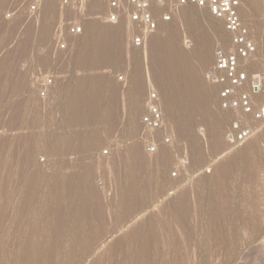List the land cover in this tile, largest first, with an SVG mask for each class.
Returning a JSON list of instances; mask_svg holds the SVG:
<instances>
[{
	"label": "rangeland",
	"instance_id": "1",
	"mask_svg": "<svg viewBox=\"0 0 264 264\" xmlns=\"http://www.w3.org/2000/svg\"><path fill=\"white\" fill-rule=\"evenodd\" d=\"M117 1L116 12L93 0L72 1L71 8L82 11L78 17L74 12L61 11L59 0L47 3L48 9L55 10L46 9L47 5L42 9L44 0L0 1V264H264V120L244 116L239 110L222 109L219 87L214 85L218 101L215 106L218 104L219 109L214 108L219 115L225 114L221 115L223 118L219 116L222 121L225 119V128L216 124L218 114L214 118L207 111L204 118L192 119L198 123L193 121L180 139L169 125L170 116L164 112L161 88L147 64L148 53H142L148 37L145 30L151 29L131 20L127 0ZM247 1L242 0L241 7H247ZM255 1L250 19L240 14L257 47L244 66L250 76L264 73L262 0ZM36 4L39 10L29 13V7ZM176 5L177 0H153L154 22H162L163 11L173 17L163 25L181 14L198 22L199 48L210 50L211 57L206 66L197 55L188 64L204 86L210 83L208 74L213 68L215 49L228 46L229 37L222 22L209 16L206 9L187 7L186 11V7ZM109 13L115 14L117 21L120 19V58L109 69L103 67L102 72L101 68L102 73L100 68L92 72L102 77V96L75 120L72 91L78 77L85 74L78 70V60L88 36L89 15L101 19L105 14L102 22L108 23ZM44 14L50 28L56 27L53 36L45 38L49 41L29 38V28H37L36 21ZM73 26L84 29L80 37L69 34ZM160 31L158 34L164 35ZM179 33L189 35H183L184 39ZM179 33L176 39H181L176 40V46L185 53L191 49L194 36L184 30ZM134 37L144 40L140 47L133 46ZM60 44L65 49L60 50ZM46 54L47 64L40 60ZM192 64L203 66V70L197 69L198 73ZM141 77L145 90L139 101L130 106L128 96L133 82ZM209 83L205 86L213 85ZM114 88L117 96L113 101ZM152 93L164 115L162 130H151L142 124ZM263 101L264 98L258 99V103ZM110 108L117 114L112 130L100 122ZM255 121L258 126L253 124ZM235 123H247L252 136L233 143L229 136ZM256 136L260 138L258 149L248 159L241 157L239 150ZM137 146L142 154L132 162L130 174V152ZM151 147L154 152H149ZM161 148L169 149V160H163ZM118 157L125 159L122 166L117 164ZM229 159L233 162L225 171L216 170L217 165ZM87 172L94 175L93 189L85 190ZM59 177L66 181L57 186ZM55 186L57 190L61 188L59 195ZM131 186H135V191L128 201ZM85 200L86 206L90 204V222L83 228L75 220L79 222L77 216ZM140 225H144L142 231ZM76 226H82L84 231ZM31 252L34 253L28 254Z\"/></svg>",
	"mask_w": 264,
	"mask_h": 264
},
{
	"label": "bare ground",
	"instance_id": "2",
	"mask_svg": "<svg viewBox=\"0 0 264 264\" xmlns=\"http://www.w3.org/2000/svg\"><path fill=\"white\" fill-rule=\"evenodd\" d=\"M52 1H54V0H51V1H48V2L50 4H54ZM247 2H248L247 3V7H246V5H244V7H241L243 3L240 6V14L242 15V17H244V19L246 18V20L247 19H250L252 17V11H253V8L255 7L256 1L255 0H248ZM47 3L44 0V2L42 3V6L43 7H41V8L43 9L44 8V5H47L46 9H48L49 6H48ZM0 4H1V2H0ZM72 5L73 4H70L68 6H59V5L58 6H59V9L61 11L65 12V13L66 12H74L75 14H77V17H78L82 11L81 10H73L71 8ZM51 6L55 7L56 5L55 6L54 5H51ZM4 7H5V5H4ZM92 7H94V6H92ZM97 7H99V6H97ZM94 8H96V7H94ZM184 8L182 7V9H184ZM42 9H40V10H42ZM50 9L53 10L54 8H50ZM50 9H48V10H50ZM186 9H187V7L185 8V10ZM50 12L51 11L47 12V15H49L48 13H50ZM57 12L58 11H56V13ZM89 12H91V10ZM176 12H177V10H176ZM99 13H101V12L99 11ZM109 14H111V13H109ZM189 14H191V13H189ZM45 15L46 14H44V16L42 17V19L40 18L42 15L39 17L40 19L39 18L37 19V17H38V15H37V17H36V19H37L36 22H38V25L36 26L37 28H35V26H33V27L31 26L29 28L30 29V30H28L29 31V38L31 36V38H40V37H42L43 39H45L47 36H49V39H50V36L51 35L53 36L52 31H55V30H53L54 26L52 25L53 28L51 27L52 28V30H51L50 25L48 24V21H47V18L45 17ZM93 15L96 16L97 14L94 13ZM93 15H89L90 21H89V28H88V34H87L88 36L85 39V41L83 42V44H82L81 55H80V58L78 60V70H80L81 72H84L85 74L87 73V75L84 74L83 77H82V75H81V77L80 76L78 77L80 79H77L79 81L76 83V85L74 87V90L72 91L71 105L73 107V113H74V119L75 120H79L84 114H86L87 111H88V109H90L92 106H95L96 103H98L100 97L102 96V93H103L102 77H100L98 75L96 76L95 74L97 72L94 75L92 74V72L94 70L96 71V69H98V68H100L99 69L100 72H101V68H102V72H103V67L105 68L107 66H108L107 68L109 69V65L116 64V60H118V58H120V54H121V39H120V36H121V30L122 29H121V25H120V22H119L120 19H119V21L116 20L114 23H111V22H108V23H105L104 22L103 23L102 20L104 19L103 17L106 16L105 14L102 17L103 19L102 18L100 19V16H99V18L90 17V16H93ZM99 15H101V14H99ZM181 15L176 16L175 19L170 24H168V25H163L161 23H158L157 30L155 29L157 33L156 32H153L152 33V32H150L151 30L148 31L146 29L145 30V35H147L148 37L146 39L145 46H144V50L142 52L143 54H145V56H147L146 54L148 53V58H147L148 60L146 59L147 60V64L149 65V69H150V72H151L152 77L154 78V81L161 88V91H162V101H163V104H164V112H165L166 115H169L170 116L171 123L169 125H170L171 129L174 132H176L177 136L180 139H182V136L184 135V133L186 131L185 129L187 127H189L190 124L193 123V121H196L197 119L204 118V116L206 114H208V113H206L207 111H209V114H212L214 116V118L218 114L217 120L215 119L216 120V124L218 125V127L224 129L225 128L224 126H226L225 119H223V121L221 119V118H223L221 115H225V114L219 115L220 112L217 113L218 110H216V109H219V108H216V106L218 104L215 106L216 102H218L216 100V87L214 85L205 86L206 83H209V82L204 83V86H203L199 82V78H198L199 76H196V73L195 72H194L195 74L193 73V71L191 72L190 69H192V67L189 68V66H190L189 64H191L189 62V59L191 57L194 58L193 57L194 55L195 56L197 55V56L200 57L199 59L202 60V65L203 66L208 65L209 56L211 57V55H210V52L211 51L210 50H208V51H201L200 50V48H199L200 47V40H199L200 37H199V33H198V31H199L198 30L199 29L198 28V22H196V20H193L194 17H192V16L191 17H188L190 15H188V16L187 15L186 16H184V15L181 16ZM50 16L53 17L52 14ZM260 16H261V14H260ZM67 18H70V17H67ZM51 20H53V19H51ZM57 21H55V22H57ZM50 22L52 24V21H50ZM63 23H64V21H63ZM54 29H56V27ZM213 29H212L213 30V33H216V31H217L216 30V27H213ZM34 30L36 32H33ZM160 30L162 32H164V35H163V33ZM180 30H181V32H182V30L187 31V32H190L194 36V38L192 36H186V37H189V38L192 37L194 39V41L191 40V41H193V44L191 42V44L193 46L189 43L192 47L190 46V48H191L190 49L189 48V45H188V48L190 50L189 51L188 50L187 51L184 50L185 53H183L182 51H180L183 48L182 49L180 48V50H179V48L176 46V43L178 44L177 41H179L181 39L179 36H178L179 39H176V37H177V35H178V33H179ZM159 31L162 33L161 35L158 34ZM58 32H59L58 34H60L62 32V30H60ZM148 33H149V35H148ZM185 34L182 33L180 35L184 38ZM81 35H79L78 37H80ZM186 35H189V34L187 33ZM54 36H55V34H54ZM186 39H188V38H186ZM185 41H187V43H188L189 39L188 40H185ZM181 42H182V40H181ZM184 42H183V44H185ZM40 43H42V42H40ZM70 43H71V41L69 42V45H70ZM48 46L50 47V45H48ZM186 47L187 46L185 45L184 48H186ZM256 52H257V47H256ZM48 55L46 57H43L40 60L42 62H44V63L47 64L48 63L47 62ZM145 56H144V58H146ZM197 56H196V59H197ZM60 60L61 59L59 58V61ZM64 60L65 59H63V61ZM188 62H189V64H188ZM44 63H42V64H44ZM64 63H66V62H64ZM61 65H63V64H61ZM192 66H194V65L192 64ZM196 66H194V67H195V70L197 72H198L197 69H199V71H200V69L203 70L202 69L203 66L200 67V68H197ZM50 67H48V69ZM207 67H209V66H207ZM154 68L156 70H154ZM111 69L112 68H110V70ZM106 70H105V72H106ZM205 70L206 69H204V71ZM80 71H79V73H80ZM204 71H202V72L204 73ZM88 72H90V74ZM200 78H202V77L200 76ZM144 90H145L144 78L143 77L137 78L133 82V90H132V93H131V95L128 96V102H130V106L132 104H134V102H138L139 101V98L142 95V93H143ZM116 94H117V90H116V88H114L113 101H114V99H116V96H117ZM207 108H209V109L207 110ZM223 113H224V111H223ZM228 113H230V112H228ZM116 115H117L116 114V111L110 108L100 118V122L106 123L108 125V127L110 128V130H112L114 128V126L116 125V120H117V116ZM219 116L221 118H219ZM244 116H247V115L244 114ZM19 119H21V118L19 117ZM192 119H196V120H193L192 121ZM205 120L207 121L206 117H205ZM201 122H203V121H201ZM197 123L195 125H197ZM205 123H204V126H205ZM21 124H23V123H21ZM253 124H255V125L258 126V122L257 121L253 122ZM199 125H200V123H199ZM164 127H165V124L159 130H162ZM166 127H167V125H166ZM205 127L202 128V129H206ZM98 132H99V130H98ZM102 138H104V137H102ZM250 140H251L250 142H248L246 145H244V147H242L239 150V155L241 157L245 158V159H248V158L251 157V155L258 149L257 146L259 145V142H260V138L258 139L257 136L254 137V138H252V139H250ZM95 147L93 148V150L95 149ZM91 150H92V148H91ZM160 153H161V156H162L163 160H169L170 157H171V152L169 151V149L167 150V148H161ZM130 154H131V156L130 155L129 156L131 158L129 159L127 168L129 169V173L131 174L132 171H133L132 162L133 161H137L141 157V154L142 153H141L140 147L137 146L134 149H132V153L130 152ZM117 160H118V162H117ZM117 160L115 162H117V164L120 162L119 165H121V166H122V163H123L122 161H125L124 158H119ZM232 162H233V159H229L228 161L223 162V163L221 162L222 164L217 165L216 170L217 171H225L232 164ZM117 164L115 163V165H117ZM94 167H95V165H94ZM91 169H93V168H91ZM92 175L93 174H89L88 173L87 178H85V181H87L85 183V184H87V186H86L87 188L84 187L85 190H88V189H91L92 188V184H91L92 183V180H93ZM59 178H58V180H56V182H57L56 185L57 186H59L58 184H60L61 182L66 181L64 177H62V178L59 177ZM70 187H69V190L71 189ZM59 189H61V188H59ZM56 190H57V187H56ZM56 190H55V192L58 193L56 195H59L58 190L57 191ZM133 190L135 191V186H131L128 189V191H127V200L128 201H131L133 199V196H134ZM87 193H89V192H87ZM96 194H95L94 198H97L98 197ZM84 203H88V201L85 200V202H83L82 205H85ZM89 205L90 204H88L87 206L85 205L83 207L81 206L82 209L80 208L81 211L79 209L80 214L78 213L79 216H77V217H80L79 220H78L79 222L77 223V220H75V224H78L79 225V223L81 222L80 224H82L83 228L86 227L87 226L86 224L90 222V219H89V222H88V218H90L88 216V214H90V212L88 211V208H87V207H90ZM99 210L100 209L98 208V210H96L95 213H98L97 211H99ZM101 214L102 213L100 211V217H101ZM97 215H99V214H96V216ZM96 216L94 215V217H96ZM56 224H59L58 226L60 228V221H59V223L57 222ZM82 226H79V228L78 227L77 228L80 229V231H84V229L83 230L81 229ZM143 226L142 225L139 226V228H140L141 231L143 230V228H142ZM59 228L57 229L55 227V229H57V231L58 230L60 231ZM54 231H53V233L56 232V231L55 232ZM28 250L30 251L31 249H28ZM32 253H34V252H31V253H28V254L31 255ZM29 256L27 255V257H29Z\"/></svg>",
	"mask_w": 264,
	"mask_h": 264
},
{
	"label": "built area",
	"instance_id": "3",
	"mask_svg": "<svg viewBox=\"0 0 264 264\" xmlns=\"http://www.w3.org/2000/svg\"><path fill=\"white\" fill-rule=\"evenodd\" d=\"M75 0H59L62 6H68ZM82 1V0H77ZM95 4L104 6L112 12H116L119 3L117 0H93ZM242 0H177V6L191 7L199 10L206 9L209 16L222 22L223 31L229 37L226 47H218L214 51L213 68L208 74L211 84L218 86V98L220 106L224 110H239L246 115H251L256 120H264V101L258 103V99L264 98V73L250 76L245 70L246 62L256 52V44L250 34L249 26L246 25L240 15ZM131 8V20L139 22L149 29H156L151 7L153 0H127ZM160 6L163 4L160 1ZM39 8L31 5L29 13L36 12ZM261 17L264 19V0H262ZM115 14H109V21H116ZM170 13H160L161 23L171 21ZM159 23V22H158ZM84 29L79 26L69 28L70 35L79 36ZM134 47H140L143 41L139 37L132 40ZM59 49H65L63 44ZM247 88V89H245ZM142 124L151 130H159L165 124L164 115L158 104L155 93L148 98L147 111L141 118ZM229 136L233 143H241L252 136V128L247 123L233 124ZM167 142L169 140H166ZM155 148H149L154 152Z\"/></svg>",
	"mask_w": 264,
	"mask_h": 264
}]
</instances>
